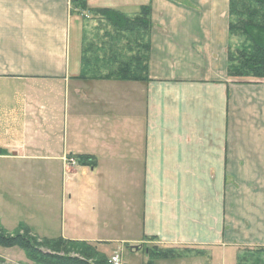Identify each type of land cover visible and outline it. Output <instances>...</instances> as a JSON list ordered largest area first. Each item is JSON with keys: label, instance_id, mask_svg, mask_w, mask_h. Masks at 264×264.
Wrapping results in <instances>:
<instances>
[{"label": "crops", "instance_id": "crops-1", "mask_svg": "<svg viewBox=\"0 0 264 264\" xmlns=\"http://www.w3.org/2000/svg\"><path fill=\"white\" fill-rule=\"evenodd\" d=\"M85 1L129 16L151 8L149 80L80 78L72 0H0V87L23 89L12 111L0 96V139L33 136L35 121L63 168V157L88 156L93 173L125 170L138 246L209 250V263L215 252L264 248V82L228 74L230 0ZM3 150L1 159L27 157ZM196 258L208 262L155 264Z\"/></svg>", "mask_w": 264, "mask_h": 264}, {"label": "rangeland", "instance_id": "rangeland-1", "mask_svg": "<svg viewBox=\"0 0 264 264\" xmlns=\"http://www.w3.org/2000/svg\"><path fill=\"white\" fill-rule=\"evenodd\" d=\"M90 10L72 9L73 18L83 31L81 44L84 39H91L100 31L97 17ZM231 79L243 85L264 82L251 77ZM21 90L23 91L21 87L16 88L15 85L9 88L0 87V96H7L8 102L5 106L9 111L16 108L13 101L15 96L20 98ZM19 103L17 102V108H20ZM15 124L18 129L21 123L18 121ZM40 126L42 125L38 122L32 121L28 130L31 128L34 136L38 132L32 129ZM25 131L19 133L15 130L11 134L13 137L0 139V150L19 146L20 151L27 155L13 161L0 158V226L7 233L13 235L19 231V226L23 225L31 230V237L40 242L64 237L63 239L67 238L65 240L68 241L86 243L94 249L92 250L94 254L97 253L94 260L105 264H111L110 261L115 255H119L124 264H149L145 252H148L149 256L151 250H166L151 238H144L139 246L133 243L134 239L140 237V224L139 218L132 211L131 201L127 203L129 195L123 192L129 188L125 170H112L106 166L103 172L93 173L90 168L80 164L76 157L74 158L76 164L73 165L71 163L73 157L69 156L67 159L63 157L65 160L63 168L60 162L52 159V155H57L55 153L57 149L52 147L51 139L33 137ZM3 155H7V151L4 154L0 153V157ZM115 186L118 188L119 196L114 193ZM257 249L242 247L235 252L231 250L224 254L215 252L214 259L209 263V250L180 248L175 249L177 256L171 260L201 254L208 257L207 264H238V259L245 255L254 259L251 252L247 251ZM42 250L51 252L48 248ZM83 251L86 250L81 245H75L70 255L81 256ZM255 255L254 260L261 259L264 263V254ZM0 264L34 263L18 248H0ZM184 264L205 262L202 258H196Z\"/></svg>", "mask_w": 264, "mask_h": 264}, {"label": "trees", "instance_id": "trees-1", "mask_svg": "<svg viewBox=\"0 0 264 264\" xmlns=\"http://www.w3.org/2000/svg\"><path fill=\"white\" fill-rule=\"evenodd\" d=\"M73 11H89L85 0H72ZM97 17L99 33L82 43V73L80 78L90 80L146 82L149 80L150 36L153 28L152 10L142 7L132 16L109 9L90 10ZM230 46L228 74L232 78L264 80V0H230ZM104 32V33H103ZM101 33V34H100ZM1 154L5 151L0 150ZM90 157L78 156L80 164L88 165ZM11 235L0 226V248H18L34 264H105L94 260L97 253L86 243L58 238L39 241L31 237V230L20 225ZM86 251L71 256L73 246ZM48 248L51 252H44ZM176 250L154 249L149 253V264L176 257ZM264 254V249L249 250ZM91 253V254H90ZM90 254V255H89ZM246 255L238 264H264Z\"/></svg>", "mask_w": 264, "mask_h": 264}, {"label": "built area", "instance_id": "built-area-1", "mask_svg": "<svg viewBox=\"0 0 264 264\" xmlns=\"http://www.w3.org/2000/svg\"><path fill=\"white\" fill-rule=\"evenodd\" d=\"M71 163H72L73 165H75V164H76V161L72 159V160H71ZM110 263H111V264H124V262L122 261V258H121L120 256H118V255L112 257Z\"/></svg>", "mask_w": 264, "mask_h": 264}]
</instances>
